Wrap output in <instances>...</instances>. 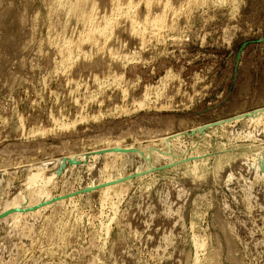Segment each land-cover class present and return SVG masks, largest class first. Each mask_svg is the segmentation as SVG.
<instances>
[{"label": "rangeland", "instance_id": "374dc122", "mask_svg": "<svg viewBox=\"0 0 264 264\" xmlns=\"http://www.w3.org/2000/svg\"><path fill=\"white\" fill-rule=\"evenodd\" d=\"M76 2L0 0V264H264V0Z\"/></svg>", "mask_w": 264, "mask_h": 264}, {"label": "bare ground", "instance_id": "6f19581e", "mask_svg": "<svg viewBox=\"0 0 264 264\" xmlns=\"http://www.w3.org/2000/svg\"><path fill=\"white\" fill-rule=\"evenodd\" d=\"M88 1H91V2H92V0H88ZM111 1H115V3H116V0H111ZM118 1H119V0H118ZM118 1H117V3H118ZM128 1L130 2L131 0H128ZM147 1H148V0H147ZM120 2H122V1H120ZM120 2H119V3H120ZM129 2H128V4H129ZM65 3H66V2H65ZM68 3H69V2H68ZM113 3H114V2H113ZM117 3H116V4H117ZM130 3H131V2H130ZM148 3H149V2H148ZM151 3H152V2H151ZM151 3H150V4H151ZM73 4H74V3H73ZM86 4H88L87 0H77L75 7H74V5H73L74 8L72 7L73 10H71V11H72V13H73V16H75L77 19H79V20L82 19L83 22L86 20V22L88 23V24L85 23V25L87 26L86 33L84 32L85 28H84V26H83V29H84V30H83L82 33H84V34H82L81 36L84 35L85 37H84V36H83V37L86 39L87 42H88V41H91V42H92V41H94V40L96 39V38H95V33L100 32V31L103 32V30L105 31V28H104L105 26H104V27H100V28H101V29L99 28L100 30L88 26L89 24H91L92 19H93V17H95V16L92 17V16H91V13H90V15L85 13V7H87ZM90 4H92V3H89V5H90ZM111 4H112V3H111ZM121 4H122V3H121ZM131 4H132V3H131ZM153 4H154V3H153ZM158 4H159V3H158ZM119 5H120V4H119ZM123 5H124V4H123ZM151 5H152V4H151ZM92 6H93V5H92ZM92 6H91V7H92ZM113 6H115V4H114ZM116 6L118 7V5H116ZM166 6H167V5H166ZM88 7H89V6H88ZM91 7H89V8H91ZM117 7H116V8H117ZM120 7H121V6H120ZM120 7H118V8L121 9ZM89 8H88V9H89ZM93 8H94V7H93ZM114 8H115V7H114ZM114 8H113V11H114ZM127 8H128V7H127ZM127 8H126V9H127ZM150 8H151V7L149 6V9H150ZM48 9H49V8H48ZM61 9H62V8H61ZM70 9H71V8H70ZM91 9H92V8H91ZM119 9H116V10H119ZM89 10H90V9H89ZM93 10H94V9H92V12H93ZM69 11H70V10H69ZM94 11H95V10H94ZM126 11H127V10H126ZM115 12H116V11H115ZM50 13H51V12H50ZM70 13H71V12H70ZM87 13H88V11H87ZM145 13H148V12H145ZM93 14H94V13H93ZM93 14H92V15H93ZM95 14H96V13H95ZM95 14H94V15H95ZM149 14H150V13H149ZM108 15H109V14H108ZM145 15L147 16L148 14H145ZM71 16H72V15H71ZM108 17H109V16H108ZM151 17H152V16H151ZM154 17H155V16H154ZM154 17H153V18H154ZM158 17H159V16H158ZM76 18H75V19H76ZM96 18H97V17H96ZM96 18H94V19H96ZM101 18H102V17H101ZM149 18H150V17H149ZM156 18H157V17H156ZM160 18H161V17H160ZM102 19H104V18H102ZM113 19H114V18H113ZM147 19H148V17H147ZM79 20H78V21H79ZM99 20H100V19H99ZM150 20H152V19H150ZM160 20H161V19H160ZM93 21H94V20H93ZM102 21H103V20H102ZM104 21L106 22V18H105ZM107 21H108V20H107ZM146 21H147V20H146ZM148 21H149V20H148ZM153 21H154V20H153ZM156 21H157V23H158V20H155L154 22H156ZM83 22H82V23H83ZM94 22H95V21H94ZM94 22H93V23H94ZM96 22H97V21H96ZM105 22H104V23H105ZM108 22H110V20H109ZM108 22H106V23H108ZM159 22H160V21H159ZM106 23H105V24H106ZM111 23H112V22H111ZM131 23L133 24L132 21H131ZM145 23H146V22H145ZM148 23H151V22L149 21ZM148 23H146V24H148ZM152 23H153V22H152ZM152 23H151V24H152ZM95 24H97V23H94V24H93V27L95 26ZM98 24H99V23H98ZM100 24H101V23H100ZM153 24L155 25L156 23H153ZM158 24H159V23H158ZM83 25H84V24H83ZM102 25H103V24H102ZM102 25H101V26H102ZM112 25H113V24H112ZM148 25H149V24H148ZM148 25H147V26H148ZM97 26H98V25H96V27H97ZM131 26H133V25H131ZM135 26H136V25L134 24L133 27H135ZM151 26H152V25H151ZM151 26H150V28H151ZM133 27H131V29H132ZM138 27H139V28H137V27H135V28H137V30H138V29H140V25H139ZM107 28L109 29V26H108ZM141 28H142V27H141ZM154 28H155V27H154ZM158 29H159V28H158ZM133 30H134V29H133ZM111 31H112V30H111ZM111 31H110V32H111ZM131 31H132V30H131ZM134 31H136V30H134ZM140 31H141V30H140ZM142 31H143V28H142ZM102 32H100V33H102ZM106 32H109V31H106ZM137 33H138V31H137ZM140 33H141V34H139V33H138V34L141 36V35H142V32H140ZM102 34H103V33H102ZM106 34H107V33H106ZM108 34H109V33H108ZM78 35H79V34H78ZM99 35H100V34H99ZM103 35H104V36H102V38L105 37V36H109V35H105V33H104ZM135 35H136V34H135ZM143 35H144V32H143ZM81 36H80V37H81ZM96 37H97V36H96ZM98 37H100V36H98ZM138 37H139V36H138ZM144 37H145V35L142 37L143 40H144ZM154 37H155V36H154ZM102 38H101V39H102ZM109 38H110V37H109ZM80 39H81V38H80ZM97 39H98V38H97ZM99 39H100V38H99ZM103 39H104V38H103ZM103 39H102V40H103ZM140 39H141V38H140ZM75 40H76V39H75ZM77 40H78V39H77ZM107 40H109V39H107ZM80 42H82V40H81ZM97 42H99V41L97 40ZM103 42H104V41H103ZM84 43H85V42H84ZM93 43H94V42H93ZM86 44H87V43H86ZM88 44H89V43H88ZM91 44H92V43H91ZM91 44H90V45H91ZM95 44H96V43H95ZM95 44H94V45H95ZM76 45H77V44H76ZM97 45H98V44H97ZM97 45H95V48H96ZM67 46H69V45H67ZM67 46H64L65 48L62 49V50H63V53H65V54H70V52L72 51V49H71V51H70V50H69V47H67ZM92 46H93V45H92ZM99 46H100V45H99ZM90 47H91V46H90ZM100 51H101V50H100ZM108 51H110V50H108ZM102 52H103V51H102ZM108 54H109V53H108ZM110 55H111V54H110ZM67 56L69 57V55H67ZM71 56H72V55H71ZM108 56H109V55H108ZM66 58H67V57H66ZM113 58H114V57H113ZM122 61H123V60H122ZM65 64H66V63H65ZM143 99H144V98H143ZM145 99H146V98H145ZM140 104H141V102H140ZM140 104H139V105H140ZM141 106H143V104H142ZM141 106H139V107H141ZM144 106H145V105H144ZM139 107H138V108H139ZM227 122H228V121H227ZM212 127H213V126H212ZM167 132H168V131H167ZM164 134H165V133H164ZM166 134H168V133H166ZM168 135H169V134H168ZM117 140H118V139H117ZM108 142H109V141H108ZM106 143H107V142H106ZM106 143H105V144H106ZM117 143H118V142H117ZM108 144H109V143H108ZM116 145H117V144H116ZM107 146H109V145H107ZM117 146H118V145H117ZM119 146H120V144H119ZM110 147H111V146H110ZM114 148H115V149H113V147H112V149H111V148H106L108 154H110V153H111V154H122V152H121L122 150L126 151V153H127V151L129 152L130 149H131V148H130V149H127V148H126V149H122L121 147H120V148H119V147H114ZM113 150H117V152H114ZM134 150H135V149H134ZM103 151H105V150H103ZM119 151H120V152H119ZM135 151H136V150H135ZM135 151H134V153H135ZM130 153H131V152H130ZM159 153H160V152H159ZM99 154H100V153H99ZM124 154H125V153H124ZM127 154H128V153H127ZM136 154H137V153H136ZM145 159H147V158H145ZM108 177H109V176H108ZM108 177H107V179H105L106 181H105L104 183H102L101 185L98 184V186L105 185V186H103V188H101V189H102V191H104L105 193H107V195H108V191L113 190V188H114V190H115V188L117 189V188H119V187H121V186L123 187V185H122L123 182H122V178H121V177H120V179H119V178H118V179H108ZM125 189H126V188H125ZM119 190H120V189H119ZM127 190H128V189H127ZM127 190H126V191H127ZM129 190H130V189H129ZM117 191H118V190H117ZM124 191H125V190H123V192H124ZM99 192H100V191H99ZM104 192H103V194H104ZM114 192H115V191H114ZM118 192H119V191H118ZM120 192H122V190H121ZM120 192H119V193H120ZM116 193H117V192H116ZM69 194H70V193H69ZM101 194H102V193H101ZM111 194H112V193H111ZM120 194H122V193H120ZM120 194H119V195H120ZM123 194H124V196H125V195H126V192L123 193ZM109 195H110V194H109ZM112 195H113V194H112ZM112 195H111V196H112ZM116 195H118V193H117ZM119 195H118V196H119ZM45 196H46V197H44L42 203H45L46 201H49V200H50V199H48V197H47L48 195H45ZM67 196H68V195H67ZM105 196H106V194H105ZM111 196H110V197H111ZM114 196H115V194H114ZM114 196H113V198H114ZM71 197H72V196H71ZM101 197H102V196H101ZM106 197H107V196H106ZM119 197H120V196H119ZM58 198H59V197H58ZM108 198H109V197H108ZM47 199H48V200H47ZM69 199H70V198H69ZM102 199H103V198H102ZM116 199H118V197H116ZM44 200H45V201H44ZM104 200L108 202V199H104ZM104 200H103V201H100V202L103 203V202H105ZM118 200H119V199H118ZM122 200H123V199H122ZM41 201H42V200H41ZM108 203H109V202H108ZM104 204H106V203H104ZM40 206H42V205H40ZM111 206H112V209H113L114 206H113V205H111ZM13 207H14V206H13ZM46 207H47V206H46ZM116 207H117V205H115V208H116ZM17 208H19V207L17 206ZM21 208H22V207H21ZM115 208H114V210H115ZM110 209H111V208H110ZM112 211H113V210H112ZM115 212H116V211H115ZM113 213H114V211H113ZM113 213H112V215L114 216ZM115 214H116V213H115ZM21 215H22V213H21ZM113 216H112V217H113ZM109 219H110V220H113L114 218H113V219L109 218ZM105 220H106V219H105ZM109 222H110V221H109ZM109 222H108V226H110V225H109ZM110 223H111V222H110ZM72 225H73V224H72ZM100 227H102V226H100ZM192 227H193V226H192ZM192 227L190 228V230L193 229ZM103 228H104V227H103ZM66 229H67V228H66ZM100 229H102V228H100ZM105 229H107L106 226H105ZM103 230H104V229H103ZM191 231H192V230H191ZM99 232H100V231H99ZM104 232H106L105 234H106V236L108 237V235H109V233H110V230L107 229L106 231L104 230ZM104 232H103V233H104ZM100 234L102 235V233H100ZM100 234H99V235H100ZM56 237H57V236H56ZM192 237H193V236H192ZM196 237H197V236H196ZM196 237H195V238H196ZM103 238H104L105 240H107V238H105V235H104ZM55 239H56V238H55ZM105 240H103L102 243H103V242H106ZM196 241H197V240H196ZM196 241H194V242H196ZM201 241H202V240H201ZM201 241H200V242H201ZM198 242H199V241H198ZM102 243H101V244H102ZM106 244H107V243H106ZM196 244H198V243H196ZM196 244H195V245H196ZM202 244H203V243H202ZM195 245H193V246H195ZM106 246H107V245H106ZM199 246L202 247V245H200V244H199ZM199 246L197 245L198 249H199ZM203 246H204V244H203ZM100 247L102 248L101 251H103V249H104L103 247H104V246H103V247L100 246ZM197 247L195 246V248H197ZM204 248H205V247H204ZM201 249H203V248H201ZM99 250H100V249H99ZM104 250H105V249H104ZM193 250H194V249H193ZM101 251L99 252L100 254H102ZM194 251H195V250H194ZM199 251H201V250H199ZM203 251H204V250H203ZM196 252H197V250H196ZM197 253H198V252H197ZM96 254H97V253H96ZM100 254H99V255H100ZM195 254H196V253H195ZM102 255H104V254H102ZM93 256H94V255H93ZM96 256H98V255H96ZM104 256H105V255H104ZM104 256H103V257H104ZM194 256H195V255H194ZM195 257H196V256H195ZM197 257H198V256H197ZM92 258H93V257H92ZM101 258H102V257H101ZM88 259H89V258H88ZM88 259H87V260H88ZM99 259H100V258H99ZM102 259H103V258H102ZM196 259H197V258H196ZM100 260H101V259H100ZM100 260H99V261H100ZM198 260H199V257H198ZM198 260H196V261H198ZM89 261L92 262L91 264H97V262H98V264L101 263V262L99 263L98 259L95 258V257H94L92 260H91V258H90V260H88V262H87L88 264H89ZM101 261H102V260H101ZM102 262H103V261H102ZM103 263H104V262H103ZM195 263L198 264V262H195Z\"/></svg>", "mask_w": 264, "mask_h": 264}, {"label": "water", "instance_id": "95a60500", "mask_svg": "<svg viewBox=\"0 0 264 264\" xmlns=\"http://www.w3.org/2000/svg\"><path fill=\"white\" fill-rule=\"evenodd\" d=\"M114 152H117V150H113ZM120 152V151H119ZM122 153H125L126 151H124V150H122L121 151ZM162 169H164V168H158V169H150L149 171H147V172H144V173H141V174H134V175H132V176H128V177H126V178H123V180L122 181H128V180H131V179H133V178H137V177H139V176H141V175H143V174H148V173H152V172H154V171H157V170H162ZM103 186H97V187H95V188H86L85 190H82V191H79V192H77L78 194L79 193H89V192H91V191H94V190H96V189H100V188H102ZM40 205H42V206H44L43 204H39V205H37V206H34V207H31V208H28V209H20V208H16V209H13V210H8V211H6V212H4V213H1L0 214V219H4V218H6V217H8L9 215H11V214H14V213H28V212H32V211H34V210H36V209H38V208H40V207H42V206H40Z\"/></svg>", "mask_w": 264, "mask_h": 264}]
</instances>
